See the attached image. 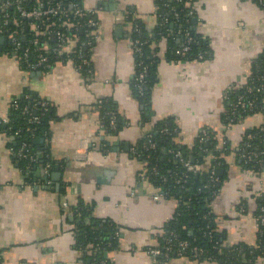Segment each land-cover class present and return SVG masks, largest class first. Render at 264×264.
Listing matches in <instances>:
<instances>
[{"label":"crops","instance_id":"obj_1","mask_svg":"<svg viewBox=\"0 0 264 264\" xmlns=\"http://www.w3.org/2000/svg\"><path fill=\"white\" fill-rule=\"evenodd\" d=\"M159 1L81 0L96 9L97 35L86 50L87 70L76 69L73 61H56L47 72L25 70L5 54L9 39L0 36L5 38L0 41V118L26 91L43 97L53 110L50 134L34 138L32 148L60 171L56 181L55 167L45 172L22 165L15 137L0 129V264H85L70 217L77 202L89 207L93 220L118 228L115 245L105 251L109 264H155L148 248L158 244L177 202L162 196L145 176V165L131 147L168 118L176 123L179 139L190 145L202 128L227 137L228 163L209 208L226 246L257 245L256 196L264 195V164L259 172L245 168L238 150L247 130L261 128L264 134V112L241 117L229 128L223 115L227 92L246 83L264 54V7L254 0H199L192 25L209 54L190 60L170 54L168 35L174 33L158 35ZM136 21L151 38L155 58L147 105L132 89ZM102 99L111 102L122 122L114 134L101 126L97 103ZM168 264L223 263L179 255Z\"/></svg>","mask_w":264,"mask_h":264},{"label":"trees","instance_id":"obj_2","mask_svg":"<svg viewBox=\"0 0 264 264\" xmlns=\"http://www.w3.org/2000/svg\"><path fill=\"white\" fill-rule=\"evenodd\" d=\"M2 0H0L1 2ZM72 1L79 0H65V3L68 4ZM33 3L32 0H29V4ZM186 0H160L159 1V11H166L169 8L173 7L175 11L179 12L181 15V19L178 22H172L170 19L169 22L165 26L158 25V35L174 33L180 28H187L190 30L193 40L189 43V51L181 55L180 53L175 52L176 49L182 47V39L183 37L179 34H175L173 38L168 35L169 42H172L173 52L170 54H174L179 58L190 59V60H200L198 59V54L203 53L204 58L209 54V46L206 40L201 37L196 31L193 29L192 25V17H189V20L186 21V12L188 7ZM262 6V5H261ZM264 7V6H262ZM9 14L15 12L14 8H7ZM1 17V16H0ZM20 21H23L22 17H19ZM159 21V18H158ZM49 23V24H48ZM44 26H51L54 28H58L61 26L59 22L49 21ZM136 23V27L140 30L133 31L132 40L140 39L142 42L143 54L142 57L138 56L135 53V61H136V74L134 80L132 82V89L135 97L142 102L144 105L149 103V88L154 82V69L153 64L155 62L154 56L151 53V38L148 37V34L141 23ZM11 26L13 24L10 23ZM68 34V33H67ZM80 38H84L85 35L78 32ZM30 37V34L27 35ZM43 39V36H40ZM39 37V38H40ZM176 38H179L180 43L176 42ZM34 53V51H33ZM143 65L147 66L145 83L143 85L142 93L138 91L136 86L137 74L142 69ZM56 60L51 59V63ZM22 67L26 70L27 68L22 65ZM85 70V69H83ZM262 79L261 83L264 87V54L254 62L252 73L245 84L232 89L227 92V97L229 101V105L227 107V111L223 115L224 124L230 122L229 125L236 123L239 118L249 115H254L259 112H264V89L260 92H247V88L252 85V81H256ZM28 95L27 97L25 95ZM248 94L249 98L247 100L254 99V107L249 110L238 109V113L236 116L232 114L234 109V104H236L238 97L240 95ZM43 99V97L38 94L31 93L26 91L23 95L16 98L17 103L20 107L23 105L29 104L32 105L34 101ZM46 101V100H45ZM101 102L97 103V111L98 116L106 126L105 131L109 134H114L121 127L122 122L119 119V114L116 109L113 107L110 101L102 99ZM47 102V101H46ZM48 104V110L45 112L43 116H41L40 123L36 125L35 133L32 135L31 132L25 130L27 125V116L21 113V110H14L12 108V103L9 109L8 114V122L1 123L0 129H3L13 135V148L17 150L22 142H25L29 145L30 150L33 151L32 145L33 140L36 136L48 137L50 134V122L53 117V110ZM101 104V106H98ZM40 110H36L38 113ZM113 112L116 116V128H109V116L108 112ZM34 112V110H33ZM233 118V119H231ZM231 119V120H230ZM19 129V135H14V131ZM205 129L208 140L206 142H200L199 135L196 140L190 145L182 142L179 139V129L174 122L173 118H168L166 120L160 121L156 124L154 129L147 130L143 133L141 138L134 144L132 147H135L138 154V159L141 161H145V176L152 181L155 186H158L162 189L165 194L164 197L169 199L178 200L180 199V203L176 206L172 216L166 221L163 226V233L159 237V242L154 247L162 249L164 246V237L170 236L171 231H173L176 238L181 240H188L190 245H198L202 247L207 254L205 256L212 257L213 261L221 262L223 264H240V255L237 254L238 250L228 251L229 247L224 244L223 237L221 233L216 229L215 218L213 213L209 208V202L211 199L219 191L220 183L222 181V175L217 176L218 182L212 183L208 178V170L209 168H226L227 160L226 156L230 153L231 148L229 145V141L225 135L218 136L215 132L210 129ZM165 130V131H162ZM249 134L254 135V137L249 140L247 137ZM146 140H150L155 144L154 148L149 150H145L143 148V144ZM223 140V141H222ZM250 145L247 147L246 145ZM260 151L264 149V134L261 128H251L247 130L242 138L241 144L238 150V157L240 159L241 164L248 169L255 170L259 172L264 164V159L261 160L259 157L257 160H251L249 162H245L243 158H240V153L242 150L247 149ZM169 150V151H168ZM179 150L181 151L182 158L184 160H188L192 163H200L201 171L197 174L188 172L185 170V167L182 164V161L178 157H175V152ZM36 155V154H35ZM133 155V154H132ZM134 156V155H133ZM37 163L35 165L36 169L39 166H43L46 162L51 164V168H54L56 164H54L53 160L46 157L45 154L41 156L36 155ZM22 165H27L28 162L26 159H22ZM153 168H158L159 174L165 176L167 178L166 182H163L158 174L153 172ZM33 169V170H34ZM33 170H29V172L33 173ZM28 171V170H27ZM186 174L182 183H176V178L181 174ZM182 185V186H181ZM214 194V196H213ZM257 207L255 210V215H264V195L261 194L260 197L256 196ZM71 210V218L73 221V232L75 237V243L77 249H79L83 255L84 263L90 264L95 262V264H109L107 255L105 254L106 250L112 248L115 245V242L118 238V234L116 237L113 236L114 230L118 232V228L112 224L107 222H99L93 220L90 216L89 207L83 202H77L75 205L70 206ZM210 231L211 237L208 235ZM232 247L242 248V257L246 259L247 262H255L259 257H264V226L261 227V230H258V242L257 248L252 246H248L247 244H234ZM230 246V247H231ZM221 250V251H219ZM183 255H188V252L185 251L182 253ZM175 250L169 253V258L171 259L174 256H179ZM204 256V257H205ZM162 258V256H160ZM169 259V260H170ZM199 260H204L203 258ZM104 261V262H102ZM262 261V260H261ZM261 264H264V260Z\"/></svg>","mask_w":264,"mask_h":264},{"label":"built area","instance_id":"obj_3","mask_svg":"<svg viewBox=\"0 0 264 264\" xmlns=\"http://www.w3.org/2000/svg\"><path fill=\"white\" fill-rule=\"evenodd\" d=\"M33 3L30 5L29 0H2L0 2V36H5L9 39V46L5 50V54L9 56H13L20 65H24L28 71L41 70L43 72L49 71L56 61H73L76 69L78 70H87L90 68V61L87 55V48H89L96 39L97 35V22L95 19L96 9L86 6L79 1H72L68 4L65 3V0H32ZM199 0H186L188 7L186 14V21L189 20V17H192L194 14V4ZM260 6H264V0H254ZM14 8L15 12L9 14L7 8ZM19 17L24 19L20 21ZM159 25L165 26L169 20L172 22H178L181 19V15L179 12L175 11L173 7L169 8L166 11L158 12ZM59 22L61 24L60 27L54 28L49 26H44L49 21ZM13 24V26L10 25ZM49 24V23H48ZM135 30H138V27L135 26ZM78 32L85 35L84 38H80ZM68 33V34H67ZM30 34V37L27 35ZM174 34H179L183 37L182 39V47L178 49L177 53L181 55L186 54L189 51V43L193 40L191 32L187 28H180L174 32ZM43 36V39L40 37ZM40 37V38H39ZM132 47L135 53L138 56L142 57L143 49L142 42L140 39L132 40ZM34 51V53H33ZM54 61L51 63V59ZM198 59H204V54L199 53ZM142 60V59H141ZM142 69L137 74L136 86L138 91L142 93L143 85L145 83L147 66L143 65ZM262 79L256 81H252V85L247 88V92H260L264 89L262 83ZM28 96L27 94L25 95ZM249 98L248 94L240 95L236 104H234V109L232 114L236 116L238 113V109L249 110L254 107V99L247 100ZM99 103L101 101H98ZM12 108L14 110H21V113L27 116V125L25 130L31 132L33 135L36 130V125L40 123L41 116L45 114L48 110V104L45 100L39 99L33 102L32 105L26 104L20 107L17 103L16 98L11 101ZM101 106V104H98ZM34 110V112H33ZM36 110H40L36 113ZM109 128H116V116L113 112H108ZM233 119V118H231ZM230 119V120H231ZM1 123H7L8 117L0 118ZM232 122V121H230ZM230 122L225 124L226 128L230 127ZM103 128H106L103 123H101ZM19 129L14 131V135H19ZM165 131V130H162ZM254 135L249 134L248 139L251 140ZM200 142H206L208 137L206 135V131L202 130L199 135ZM155 144L150 140H146L143 144V148L145 150H149L154 148ZM249 147L250 145H246ZM246 147V148H247ZM169 151V150H168ZM131 153L138 158L140 153L138 154L135 147H131ZM17 154L20 158L26 159L28 164L26 167L31 169L35 168L37 163L36 155L30 150V147L25 142H22L21 146L17 149ZM175 157H178L180 161H182L185 170L194 174L199 173L201 170L200 163H192L188 160H184L181 155V151L177 150L175 152ZM261 157V160L264 159V149L260 151L244 149L240 153V158H243L245 162H249L251 160H257ZM144 165H146L145 161H142ZM42 168L45 172H48L51 168V164L46 162ZM153 172L158 174L163 182H166L167 178L159 174L158 168H153ZM208 178L212 183L218 182V175L216 174V167L209 168L208 170ZM186 174H181L176 178V183H182ZM182 186V185H181ZM165 195L164 193L162 196ZM214 196V194H213ZM180 199L176 200L177 206L180 203ZM244 204L242 203L241 209ZM255 219L259 228L264 226V215H255ZM173 231H171L170 236H165L164 246L162 249L150 246L148 248V253L154 260L155 264H168L169 262V253L175 250L178 254L183 255L182 253L187 251L188 255L194 259L203 258L206 261H213L212 257L205 256L207 251H205L202 247L198 245L191 246L188 240H181L176 238ZM118 232L114 230L113 236L116 237ZM208 235L211 237L210 231ZM231 246V245H230ZM229 247L228 251L238 250L237 254L240 255L241 262H247L245 258L242 257V248ZM258 246H254L257 248ZM221 251V250H219ZM162 256V258H160ZM205 256V257H204ZM260 260H264V257H259ZM104 262V261H102ZM90 264H95L92 262Z\"/></svg>","mask_w":264,"mask_h":264},{"label":"water","instance_id":"obj_4","mask_svg":"<svg viewBox=\"0 0 264 264\" xmlns=\"http://www.w3.org/2000/svg\"><path fill=\"white\" fill-rule=\"evenodd\" d=\"M193 21H195V18L193 19ZM5 40V38H1V42H3ZM38 140H43L44 138L42 136H36ZM35 137V138H36ZM56 168V171L52 172V176L53 178L56 180V181H59V177H60V171L58 170V165L55 166ZM222 172H223V168L219 167V168H216V174L218 176H221L222 175Z\"/></svg>","mask_w":264,"mask_h":264}]
</instances>
